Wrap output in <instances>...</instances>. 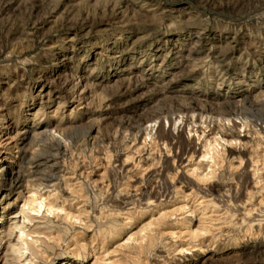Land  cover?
<instances>
[{
	"label": "rangeland",
	"instance_id": "rangeland-1",
	"mask_svg": "<svg viewBox=\"0 0 264 264\" xmlns=\"http://www.w3.org/2000/svg\"><path fill=\"white\" fill-rule=\"evenodd\" d=\"M3 163L0 264H264V0H0Z\"/></svg>",
	"mask_w": 264,
	"mask_h": 264
},
{
	"label": "bare ground",
	"instance_id": "bare-ground-1",
	"mask_svg": "<svg viewBox=\"0 0 264 264\" xmlns=\"http://www.w3.org/2000/svg\"><path fill=\"white\" fill-rule=\"evenodd\" d=\"M116 4V3H115ZM113 6V5H112ZM116 8L117 7V5H115V6H113V8ZM79 94V93H78ZM81 94V93H80ZM79 97H81V96H79ZM78 97V98H79ZM84 99H86V98H84ZM78 100H81V98H79ZM226 105V104H225ZM182 121V120H181ZM158 122V121H157ZM235 123V122H234ZM232 125H233V123H232ZM235 125V124H234ZM149 126L150 127H152V124H149ZM153 126H154V123H153ZM37 134V133H36ZM35 134V135H36ZM40 134H47V131H43V132H41ZM22 139V137L20 138V140ZM24 139V138H23ZM1 172L3 173L6 169H7V164H5V163H3L2 165H1ZM25 171V170H24ZM29 172V171H28ZM5 176V175H4ZM21 178H22V176H21V174H20V170H19V167H17V168H14V167H11V171H10V173H9V177L8 178H3V182L5 183V185H9V186H12V185H19V184H21V182H22V180H21ZM35 200H36V198H32V199H30V201H34L35 202ZM44 201V200H43ZM42 200H40L38 203H39V208H38V210H33V211H39L40 209H41V207L42 206H44L45 204H44V202H43ZM25 204H27L26 202H25ZM29 204V203H28ZM23 206H25L24 204H22ZM48 208L47 209H49V212H54V209L52 210V207H50V206H47ZM34 209H35V207H34ZM21 211H23V213L25 212L24 210H21ZM20 211V212H21ZM22 224V223H21ZM21 224H19V229H20V233H21V235H23V233H24V231H23V227H22V225ZM24 235H28V233L27 234H24ZM24 242H25V244L30 248V244L31 243H28L26 240H24ZM13 244V243H12ZM12 249V248H11ZM10 249V250H11ZM14 250H17V251H20L16 246L14 247ZM20 253V252H19ZM21 257V256H20ZM20 260V259H19ZM22 260V259H21Z\"/></svg>",
	"mask_w": 264,
	"mask_h": 264
}]
</instances>
